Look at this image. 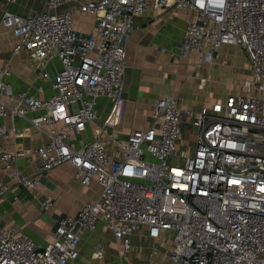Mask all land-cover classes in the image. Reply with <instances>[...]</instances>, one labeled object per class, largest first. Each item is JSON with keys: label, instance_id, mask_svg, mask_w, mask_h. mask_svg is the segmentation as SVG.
I'll return each instance as SVG.
<instances>
[{"label": "built area", "instance_id": "built-area-1", "mask_svg": "<svg viewBox=\"0 0 264 264\" xmlns=\"http://www.w3.org/2000/svg\"><path fill=\"white\" fill-rule=\"evenodd\" d=\"M63 4L70 8L58 12ZM173 7L188 13L177 43L182 56L212 62L226 45L246 53L250 76L243 92L193 115H183L179 96L169 94L155 101L148 127L125 138L109 134V144L82 137L99 118L100 97L115 106L125 97L135 17ZM76 13L96 17L89 35L75 28ZM0 23L16 37L14 52L27 51L45 79H51L48 63L62 64L49 98L14 93L4 78L11 64L0 65V115H21L47 134L36 151L38 174L71 163L82 184L102 185L96 200L59 219L47 246L0 225V264H73L82 233L98 223L112 231L124 255L132 249L130 236L146 227L153 239L173 233L170 259L176 264H264V0H223L222 6L219 0H203V6L199 0H49L28 16L3 9ZM31 111L40 113L29 117ZM184 119L194 127L195 148L178 161ZM6 130L0 125L4 137ZM22 154L0 149V160L11 182L35 190L38 174L13 167ZM11 188L0 181V202ZM53 202L46 195L42 209Z\"/></svg>", "mask_w": 264, "mask_h": 264}, {"label": "crops", "instance_id": "crops-1", "mask_svg": "<svg viewBox=\"0 0 264 264\" xmlns=\"http://www.w3.org/2000/svg\"><path fill=\"white\" fill-rule=\"evenodd\" d=\"M48 1L0 0V13L7 8L16 14L28 16L44 10ZM69 8V4H63L57 10L64 12ZM187 18L186 11L174 7L165 10L151 8L135 17V30L128 43L125 97L118 106L100 97L96 104L99 118L96 123L87 124L82 137H98L109 144V134L125 138L135 129L148 127L153 122L155 101L169 94L179 96L183 115L187 110H191L193 115L205 104L222 101L230 93L243 92V82L250 72L249 61L245 64L247 70L241 75L240 86L229 89L209 85L207 72L197 73L195 65L187 64L177 46L184 37ZM74 24L79 34L87 36L95 29L97 19L94 15L76 13ZM15 41L16 37L0 23V65L8 61L12 69L10 74L5 75V80L11 83L14 93L27 91L36 97H51L55 93V76L62 68L60 60L54 59L47 64L51 79H45L42 68L29 57L27 51L14 52ZM226 47L235 49L241 54V59L246 54L237 46ZM190 56L199 58L196 54ZM241 62L243 64V60ZM37 87H42L43 91L40 92ZM39 113L31 111L28 116L33 117ZM185 124H191L190 119L182 122V138L177 148L179 150L184 143L190 145L184 152L188 155L195 148V132H187ZM0 125L7 127V136L0 134V149L23 153L13 167L28 175L38 174L40 160L36 151L47 142V134L34 128L29 119L21 115H0ZM185 154L181 160H184ZM75 175L76 168L71 163H63L38 174L40 184L33 190L11 182L10 170H6L0 160V181L12 184L0 202V225L16 229L39 246H47L55 238L59 219L76 214L86 203L96 200L102 191V185L96 180L84 185ZM46 195H51L54 202L45 211L42 202ZM130 239L132 249L124 255L122 245L112 231L98 223L94 230L82 233L80 253L73 264H176L170 259L172 232H164L160 238L153 239L148 236L147 228L141 227Z\"/></svg>", "mask_w": 264, "mask_h": 264}, {"label": "rangeland", "instance_id": "rangeland-1", "mask_svg": "<svg viewBox=\"0 0 264 264\" xmlns=\"http://www.w3.org/2000/svg\"><path fill=\"white\" fill-rule=\"evenodd\" d=\"M184 58L187 60V64H190L191 66L195 65V71L197 73H201L202 71L207 72L209 77L208 84H212L214 87H220V89H224V87L229 89L237 85L240 86L239 82L241 80V75L245 73V70H247L245 65L248 61L246 54L242 55L241 59V54L237 53L235 49H232L231 47L227 48L226 46L221 48L218 55L212 62H200L199 59L193 58V56L191 57L190 55ZM242 60L243 64L241 62ZM248 76H250V72ZM184 128L189 133H192L194 130L192 124H185ZM189 147L190 145L186 143L180 146L177 155L178 161L181 160L184 152Z\"/></svg>", "mask_w": 264, "mask_h": 264}, {"label": "clouds", "instance_id": "clouds-1", "mask_svg": "<svg viewBox=\"0 0 264 264\" xmlns=\"http://www.w3.org/2000/svg\"><path fill=\"white\" fill-rule=\"evenodd\" d=\"M199 2L201 3V6H203V0H199ZM219 4L222 6L223 5V0H219Z\"/></svg>", "mask_w": 264, "mask_h": 264}]
</instances>
